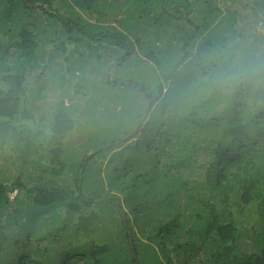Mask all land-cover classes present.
I'll use <instances>...</instances> for the list:
<instances>
[{"label":"trees","instance_id":"obj_1","mask_svg":"<svg viewBox=\"0 0 264 264\" xmlns=\"http://www.w3.org/2000/svg\"><path fill=\"white\" fill-rule=\"evenodd\" d=\"M143 72L140 103L96 97ZM145 239L166 264H264V0H0V264H139Z\"/></svg>","mask_w":264,"mask_h":264},{"label":"rangeland","instance_id":"obj_2","mask_svg":"<svg viewBox=\"0 0 264 264\" xmlns=\"http://www.w3.org/2000/svg\"><path fill=\"white\" fill-rule=\"evenodd\" d=\"M64 9H65V7L63 8V10ZM37 10H38L37 11V14L39 13L42 16V21H44V23H48V21H49V20H46V17L47 16H52V15H49L47 12H55L54 10H51L49 8H46L45 9L47 12L45 10L43 11L42 9L41 10L40 9H37ZM63 10L60 7L59 11L60 12H63ZM52 18H55V17L52 16ZM45 20H46V22H45ZM182 22L183 23L185 22V16L184 15L182 16ZM137 24H138V26L136 25V27L133 28V29L138 31L140 29L141 22H137ZM151 26H154L153 31H157V29L159 27L158 24H156V25L152 24L149 27H151ZM137 27H139V28L137 29ZM88 29H90V30L93 31L92 27L91 28H88ZM94 29L97 30V28H94ZM49 34H50L49 31L44 32L43 35H42V37H41L42 40H44V41L45 40H50V35ZM104 41H106V40H104ZM85 42L86 43H89V45H90V42L92 44V41L89 38ZM103 43L105 44V42H103ZM95 44L97 45L98 42H96ZM91 48H94V47H91ZM39 50H42V49H39ZM79 50L82 51L83 53H84V51H85V53H87V51H88V50H85V48L83 47V43H82V47H80ZM79 50H76L74 53H78ZM52 51H53V54L50 55V56H53V58H55V61H54V63H49L48 65H50V66L51 65L52 66L55 65V67H57V64H59V61H60L59 59L62 58V56L67 55V54H69V55L73 54L72 49H70V50L69 49L62 50L61 48H59V49H53L52 50V47H50L48 52L49 53H52ZM63 51H65V52L63 53ZM109 51H110V47H107L104 52L103 51H100V53L107 54V52H109ZM48 52L46 53V55L48 54ZM79 54H81V53H79ZM56 59H57L58 63L56 62ZM74 61H78V60H74ZM66 62L67 61H62L63 64L66 63ZM77 63L78 62H76V64ZM57 68H56V70H57ZM41 69H42L41 67L35 68L36 72H40ZM30 72L31 71L27 69L26 73L29 74ZM150 74L151 73L143 72V74L141 76L135 78V81H133L131 83L132 85L130 87H128V86H126V87L122 86V87H118V88H115V89L114 88L111 89V88H108V87L107 88H103L101 85H99V86L97 85L94 88L95 91L97 93H99L98 95H96V97H101L106 92H111L114 95V98H117V97L121 96L122 101H124L126 104L129 105L130 102H133L136 105V103H140V100L142 101V98H143L141 96V92H140V87L139 86L141 85V87H142V86L145 85V83H153V82H156L157 81V76L153 77ZM49 93H50V91H48L46 93L44 99L39 100V102L43 103V105L42 104L41 105L43 106L44 110H46V111H49L48 108L46 107L49 99H51V97L49 98ZM55 93L56 94H53L52 93V96L54 98H57V99H59V95L60 94H63V92L57 93V91H55ZM121 93H123V94H121ZM96 102L98 104V101H96ZM178 102H180L182 105L185 104V103H190V101H187V100H184V99L183 100L180 99ZM133 111L132 110H129L128 111V109H126V112H131V113H129L130 115L124 116L122 118V115L120 114L118 117H115V119L113 121L116 120L119 124L122 125V127L128 128L130 126L129 121L132 119V116H134L133 115ZM106 114H107V112H106ZM107 117H110V115L109 116L107 115ZM111 129H112V126L110 127L106 123L104 125V128L102 130L97 131V132H94V133H91V134H89V137H87L86 139H83L79 143L80 144V147H78V145H77L76 148L69 149V151H70V161H76L78 158H81L82 151H83L84 148L85 149L86 148H89V150L91 152V151H96V149H98V148L106 145V144L103 143L105 140H104V138H101V135H104L105 137L110 138V135L112 134V130ZM127 134L128 133L126 132L124 134V136H126ZM78 135H79V132L78 131L75 132L73 139H76L78 137ZM70 146H71V144H70ZM2 168L3 167H1V169ZM55 178H56V181L58 182V184H60V185L63 186L66 182L69 181L70 175H69V173L67 171L66 172L63 171L62 173L57 174L55 176ZM46 181L47 182H45V183L48 186H51V184H52V183L50 184L49 182H53L54 183V181H52V179L51 180L48 179ZM97 204L100 205L98 208H101L103 210V214L101 215V217L103 219L102 220L103 221L102 222V225L105 227V233L104 234L106 235V232H107V234H109L108 236H111V235H113L117 231V226H116V224L113 221L110 220V215L108 213V209L109 208L110 209H113V205L109 204L108 202H104V201L103 202H99ZM59 209H60V207H59ZM60 210H64V209H60ZM120 223H121V221H120ZM120 223H119V230L121 229ZM101 234H100V236H102ZM96 235H97V232H96ZM102 237L104 238V236H102ZM79 238H83V236H80ZM116 244H117L118 248L120 246V247H123V248H126L127 249L128 246H129L127 244V242H125V241L123 243L122 242H117ZM137 246H138L137 249L139 251V264H161V260L163 261L164 264H166V259L164 257L162 258L160 255H157L156 253L151 252V250H152L151 247L152 246H151V244L148 241H146V239L143 240V241H141L140 243H138ZM147 250L149 251V253L147 255H144L143 256L142 255L143 251H147ZM181 256H183L186 259L187 256H188V254L183 251L181 253V255L179 256V258ZM174 259L176 260V258H174Z\"/></svg>","mask_w":264,"mask_h":264},{"label":"water","instance_id":"obj_3","mask_svg":"<svg viewBox=\"0 0 264 264\" xmlns=\"http://www.w3.org/2000/svg\"><path fill=\"white\" fill-rule=\"evenodd\" d=\"M29 5H39V4H41V2L40 1H36V2H33V3H28ZM43 6L45 7V8H48V5H46V4H43ZM127 137V135L126 136H124V137H122L121 139H124V138H126ZM102 147H104V146H102ZM123 215V214H122ZM129 241H130V244H131V246H132V242H131V237H129Z\"/></svg>","mask_w":264,"mask_h":264},{"label":"clouds","instance_id":"obj_4","mask_svg":"<svg viewBox=\"0 0 264 264\" xmlns=\"http://www.w3.org/2000/svg\"><path fill=\"white\" fill-rule=\"evenodd\" d=\"M129 237H130V236H129ZM128 240H129V239H128ZM131 242H132V246H133V241H132V238H131ZM129 243H130V241H129ZM130 245H131V244H130ZM132 246H131V247H132Z\"/></svg>","mask_w":264,"mask_h":264}]
</instances>
